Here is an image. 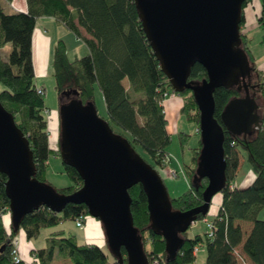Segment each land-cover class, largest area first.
<instances>
[{
	"label": "trees",
	"instance_id": "trees-1",
	"mask_svg": "<svg viewBox=\"0 0 264 264\" xmlns=\"http://www.w3.org/2000/svg\"><path fill=\"white\" fill-rule=\"evenodd\" d=\"M13 1L0 0V50L8 43L12 44L7 58L0 52V82L3 84L0 101L15 116L17 125L29 139L36 163L35 177L46 181L45 173L53 151L50 147L45 88L36 85L32 55L33 31L37 19L42 16H53L65 24L84 40L89 50L85 56L70 61L64 40L58 41L53 66L59 93L66 98L75 96L84 103L93 102L95 87L99 86L108 112L105 119L112 129L126 137L135 149L141 145L152 162L146 161L157 170L166 168L171 161L168 146L172 139L163 102L165 95L174 91L147 39L135 1L26 0V12H8L6 4ZM250 2L252 0L244 4L242 26L245 23V8ZM259 22L264 25L263 14ZM82 28L90 36L85 35ZM241 35L243 47L254 68L251 83L256 85L257 94L264 96V73L255 64L247 35L242 32ZM207 77V70L202 64L197 62L192 66L189 81L200 82ZM125 79L129 81V89L124 85ZM176 94L184 98L182 113L199 128L201 114L193 92L186 90ZM241 95L237 88L219 87L215 90V117L219 122L222 123L221 114L228 102ZM261 114L262 128L251 135H232L224 128L227 184L221 192L223 198L219 210L210 220L215 226L213 237L206 233L190 239L184 234V244L177 256L167 260L166 241L149 229L148 199L143 186L137 184L130 189L135 227L142 235L149 258L159 257L164 264H193L196 261L195 248L205 245L207 264H238L234 252L243 242L239 222L245 221L252 222L253 228L243 243V254L251 264H264V220L258 218L264 208V105ZM114 125L121 131L115 130ZM189 136L180 133L182 145L187 143ZM201 146L200 141L199 146L192 149L193 165H186L183 169L190 178V189L171 198L176 211L186 212L204 204L203 193L208 179H202L198 186L193 183ZM241 147L249 152L259 167L253 183L244 188L232 185L241 163ZM64 168L74 183L56 189L62 194H71L83 186V180L73 166L64 163ZM7 181V174L0 172V264H15L12 241L19 232L12 228L8 233L2 219L3 214L10 213ZM82 216L90 217L85 205L69 204L61 214L42 207L24 218L21 231L31 241L37 239L43 229L54 228L68 220L76 222ZM209 216L210 212L206 217L199 216L198 221L208 220ZM147 243H150L149 250L146 249ZM122 253L123 264H128L125 249ZM32 255L35 264H53L59 259L64 261L63 264H121L117 260L111 261L99 246L80 244L75 236L67 237L63 231L52 233L47 238V247L34 251Z\"/></svg>",
	"mask_w": 264,
	"mask_h": 264
},
{
	"label": "water",
	"instance_id": "water-1",
	"mask_svg": "<svg viewBox=\"0 0 264 264\" xmlns=\"http://www.w3.org/2000/svg\"><path fill=\"white\" fill-rule=\"evenodd\" d=\"M147 39L159 59L173 91L191 90L201 114L200 141L193 183H209L204 204L186 212L174 210L159 171L144 159L130 141L116 133L101 117L93 102L71 96L60 107V156L79 172L83 186L62 194L35 177L36 163L28 137L15 116L0 101V172L7 174L12 228L21 231L24 218L46 207L58 214L69 204L85 205L90 217L104 230L106 244L123 264H151L142 235L131 211L130 189L141 184L148 199L149 229L166 241L167 260L174 259L184 244L183 235L211 209L213 197L227 184L225 130L232 135H251L262 128L254 68L243 47L242 13L248 0H134ZM202 64L208 77L189 81L191 68ZM219 87L237 88L215 117L214 92Z\"/></svg>",
	"mask_w": 264,
	"mask_h": 264
},
{
	"label": "rangeland",
	"instance_id": "rangeland-1",
	"mask_svg": "<svg viewBox=\"0 0 264 264\" xmlns=\"http://www.w3.org/2000/svg\"><path fill=\"white\" fill-rule=\"evenodd\" d=\"M20 4V0H14L11 4H6V10L8 12H14V10L20 11L19 9L15 8ZM257 7V17L255 19V23L258 24L257 26H252V20L250 15L248 14V26L251 27L250 33L252 42L251 45H258L262 48L260 49V54L264 53V42L259 44L260 36L259 33L264 29V25L260 24L259 18L261 14L263 13L262 6H263V0H252V2L249 3L250 8H253V6ZM19 7V6H18ZM247 9V8H245ZM249 10V9H247ZM245 10V11H247ZM42 25V23H40ZM83 29V28H82ZM83 32L85 35L90 36L88 33H86L83 29ZM50 35L53 39L56 40V45L59 40H64L67 48V55L68 59L70 61H74L76 59H79L83 56H85L88 53V46L84 42L82 38L77 36L73 31H71L65 24H59L57 26H52L50 28ZM264 38V36H262ZM55 45V47H56ZM12 49V44L8 43L5 47H3L0 52L4 58H7L9 52ZM255 49V50H257ZM257 52V51H256ZM48 54V53H47ZM259 56V53H257ZM263 56V54H262ZM53 57L54 52L50 53L48 58L46 59L45 56L42 57L41 53L37 54V68H38V74L37 79L40 80V82H44L45 84V102L46 106L48 107V125L52 121V115L56 114L58 118H60V107L61 104H63L67 98L62 96L63 94L59 93V91L56 88V80L54 77V66H53ZM263 58L260 59V63L263 62ZM46 60V61H45ZM46 62V64H45ZM127 83H129L128 80H126ZM3 89V84L0 82V90ZM135 96H139L138 94H134ZM184 101V98L182 95H179ZM93 103L95 104L98 113L101 117L107 118L108 112L107 107L105 104L104 96L102 90L99 88V86L96 85L94 90V95L92 98ZM257 102L259 104V107L262 108L264 105V96L258 94L257 95ZM171 126H170V134H171V143L168 146V152L171 157V161L169 162L168 166L163 169H158L161 177L163 178V181L167 187V195L170 198H175L183 193L187 192L191 185H190V178L188 175L183 173V169H185L186 165H193V152L192 149L199 146L200 143V133L197 132V126L194 122L188 120L187 115L184 113H181L180 111H176L175 115H173L171 119ZM48 129L50 130L51 127ZM114 129L117 131H121L120 128L114 125ZM199 131V128H198ZM60 132L61 129L59 128V132L55 138L54 141V148L52 149V153L49 158L47 171L45 173V180L51 184L53 187L57 189H63L65 187L73 185V180L70 178V176L66 173L64 168V162L62 157L60 156L59 148H60ZM185 132L187 134H191L188 137V141L186 144L182 145L181 140L179 138L180 133ZM51 133V132H50ZM52 137V133L49 135ZM50 139V138H49ZM241 165L240 169L237 173V177L235 180V183L238 184L242 188L249 186L253 183L255 180L257 174H258V165L255 163L249 152L241 147ZM136 151L138 154H140L144 159L151 161V158L149 154L146 152V150L141 146H137ZM173 172H177L178 176H175ZM221 197V192L217 193L213 197L212 205L214 200H216L218 197ZM215 209L213 206H211L210 210V216L208 219H211ZM259 219L264 220V208L261 210L258 216ZM206 225L202 220H199L194 224L186 233L187 236H195V234H200L204 236L206 232ZM63 231L65 236H75L80 244H84L85 241L83 239L85 232L80 230L76 226V222L72 220L64 221L59 226H56L54 228H48L43 229L41 231L40 236L37 239H33V243L36 246V248L43 249L47 247V238L50 237L52 232H59ZM19 234V233H18ZM146 249H150V243L146 244ZM103 250L105 253L110 257V260H115L112 256L110 249L107 244L104 245ZM60 260V259H59ZM60 264V263H56Z\"/></svg>",
	"mask_w": 264,
	"mask_h": 264
},
{
	"label": "crops",
	"instance_id": "crops-1",
	"mask_svg": "<svg viewBox=\"0 0 264 264\" xmlns=\"http://www.w3.org/2000/svg\"><path fill=\"white\" fill-rule=\"evenodd\" d=\"M263 4H264V2H263ZM18 6L15 8L19 9L20 11L14 10V12H26L28 9L26 0H20V4ZM246 8L249 10L245 9L247 11H245V23L242 26V33L247 35L248 46H249L251 55L254 58V61H255L257 68H259L264 73V59H263V62L260 63V59L264 57V53H262L263 54V56H262V54H260V52H258V51H260V49L256 48V47H258V48H262V47L255 45V48H254V45H251L253 38L251 37V33H250L251 27L248 26V16H247L248 14L250 15L251 20H252V26H257L258 24H253V23H255V19H256L257 14H258L257 13L258 9L255 5L253 6V8H250L249 5ZM262 10H263V6H262ZM40 23H42V25H40ZM258 23H259V21H258ZM59 24H63V23L60 22L59 20H57L53 16H42V17H39L37 19L36 26H35V29H34L33 35H32V51H33L32 55H33V64H34L36 77L38 74L37 54L41 53L42 57L45 56L47 59L48 56L50 55V53L51 52L53 53L55 51L56 40L51 37L50 28L52 26H57ZM81 30L83 31V29H81ZM259 33L261 34L259 44H261L264 42V38L262 37V36H264V29L262 31H260ZM255 49H257V50H255ZM257 53H259V56ZM45 64H46V62H45ZM35 79H36L35 81H36V85L38 88H41V87L45 88L44 82H40V80H38L37 78H35ZM126 80L127 79L124 80V85L127 89H129V83H127ZM45 90H46V88H45ZM183 104H184L183 99L181 97H179V95L176 94L175 92L172 93L168 98H166L164 103H163L166 115H167L168 120H169V125H168L169 133H170V126H171V121H172L171 119H172L173 115H175L176 111H178V112L180 111L182 113ZM48 127L49 128L51 127V129L49 130V133L50 132L52 133V137L50 136V147L53 149L55 147L53 143H54L55 138L59 132V128L61 129V120H60V118H58V116L56 114L52 115V121L49 123ZM197 132H198V128H197ZM188 135H191V134H188ZM240 165H241V163H240ZM239 169H240V166L237 170V173H238ZM235 180H236V178L234 179V182L232 183V185L239 187V188H242V186L240 187L238 184L235 183ZM222 198H223V195L221 193V197L219 196L216 200H214L212 206L214 207L215 211H214L213 215H215L218 212L219 207H220L221 202H222ZM2 219H3L6 231L8 233H10L11 229H12L11 214L9 212L6 214H3ZM209 220H211V219H208V221ZM260 220H263V219H260ZM203 222L206 225V220ZM239 225L241 226L242 232H243V242L241 245H239L236 248V250L240 253H243V249H242L243 243L247 240L249 234L251 233L252 228H253V223L242 221V222H239ZM82 231L85 232L83 239H84V241L85 240L86 241L84 244H86V245H97L100 248H102V250H103V247L106 244V238H105L103 227L98 220H96L92 217L86 218L85 229ZM52 233H54V232H52ZM206 233H207V228H206V232L204 234H206ZM197 235H200V234H195V236H197ZM195 236H187V238L193 239ZM16 237L18 238V240L20 242V253H21V256H22V259L24 262L23 264H33L34 263V258H33L34 255H32V254L34 253V251L38 250L36 248V246L34 245L33 240L29 241L27 239V237L25 236L23 231H20ZM195 255H196V261L193 264H207V251H206L205 245H200L199 250ZM56 263L63 264L64 261L63 260H55L53 262V264H56Z\"/></svg>",
	"mask_w": 264,
	"mask_h": 264
},
{
	"label": "built area",
	"instance_id": "built-area-1",
	"mask_svg": "<svg viewBox=\"0 0 264 264\" xmlns=\"http://www.w3.org/2000/svg\"><path fill=\"white\" fill-rule=\"evenodd\" d=\"M262 14L264 16V13H262ZM169 96L170 95H168V94L165 95L166 98H168ZM183 173L185 174L184 170H183ZM173 174L175 176H178L177 172H173ZM85 225H86V217L82 216V217H80L79 219L76 220V226L80 230H84L85 229ZM206 227H207V234L210 237H213L214 232H215V226H214L213 222L210 221V220L209 221L206 220ZM12 243H13L12 257H13L14 263L15 264L24 263L23 259H22V256H21V253H20V242H19L18 238L15 237L13 239ZM198 250H199V246H197L195 248L194 253L196 254L198 252ZM234 256H235L236 261H237L238 264H251V262L247 259V257L243 253L238 252L237 250H235ZM33 258H34V263L33 264H35V262H36L35 257L33 256ZM149 260H150L151 264H164V262L159 257H151V258H149Z\"/></svg>",
	"mask_w": 264,
	"mask_h": 264
},
{
	"label": "flooded vegetation",
	"instance_id": "flooded-vegetation-1",
	"mask_svg": "<svg viewBox=\"0 0 264 264\" xmlns=\"http://www.w3.org/2000/svg\"><path fill=\"white\" fill-rule=\"evenodd\" d=\"M69 98V97H68Z\"/></svg>",
	"mask_w": 264,
	"mask_h": 264
}]
</instances>
